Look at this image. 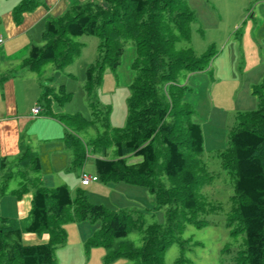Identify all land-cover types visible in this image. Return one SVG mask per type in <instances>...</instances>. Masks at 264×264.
<instances>
[{
  "label": "trees",
  "instance_id": "16d2710c",
  "mask_svg": "<svg viewBox=\"0 0 264 264\" xmlns=\"http://www.w3.org/2000/svg\"><path fill=\"white\" fill-rule=\"evenodd\" d=\"M43 4L45 0H21L13 9L14 18L20 21L23 13ZM194 20L186 0H85L46 20L43 43L31 46L23 65L39 75L48 61L63 68L81 51L76 36L97 35L100 53L96 64L87 69L89 88L100 83L105 66L116 70L125 42L133 41L126 125L111 126L107 115L98 112H94V119L81 113H60L58 118L69 128L62 138L73 148L75 165L84 164L91 147L98 154L94 157L97 180L147 188L158 207L166 206L165 220L143 228L142 218H136L132 211L91 203L82 189L72 197L66 184L46 186L39 175V154L26 146L16 161L18 169L3 173L0 195L17 174L20 180L12 193L21 197L34 190L31 209L24 218L0 215V264H57L55 249L67 240L63 225L85 220H100V228L86 247L102 245L107 260L124 256L139 264H165V253L179 240L185 224L204 223L196 219L203 207L198 193L200 172L204 170L199 156L204 148L203 131L200 123L189 117L192 110L182 97L187 87L178 84L181 71L203 70L209 61L193 48L177 45L190 39ZM254 87L262 96L259 106L237 113L230 146L222 154L224 166L232 167L235 173L233 215L228 220L238 222L245 231L244 248L234 259L237 264H264V79ZM59 91L46 85L42 98L50 100L49 95L54 94L62 102L70 97L64 85ZM50 106L46 103L45 109ZM97 120L102 122V131ZM89 125L97 133L86 142L78 132ZM112 146L116 157L109 158ZM131 155H139L141 160L129 163L127 157ZM29 171L36 175L30 176ZM135 228L143 231L140 246L129 238ZM25 232L48 233L49 240L24 243Z\"/></svg>",
  "mask_w": 264,
  "mask_h": 264
},
{
  "label": "rangeland",
  "instance_id": "374dc122",
  "mask_svg": "<svg viewBox=\"0 0 264 264\" xmlns=\"http://www.w3.org/2000/svg\"><path fill=\"white\" fill-rule=\"evenodd\" d=\"M186 1L195 20L191 25L190 39L180 40L177 45L191 47L198 56L209 58L203 70H183L178 78V84L187 87L182 97L192 110L189 117L200 123L203 131L204 148L199 156L204 170L200 172L201 184L198 186L203 207L196 219L204 223L185 224L179 240L166 251L165 264H237L234 259L244 248L245 231L238 222L229 223L228 220L233 215L235 173L232 167L224 166L222 154L230 146V135L238 121L237 113L256 109L262 97L254 91V86L264 79V0ZM75 40L81 43L79 55L60 69L50 61L45 62L40 76L46 85L54 87V92L59 93L60 85H64L70 97L59 102L54 94H50V100L42 99L43 104L50 103V107L61 113H81L89 119H94V112H98L107 115L111 126H125L133 79L130 67L135 55L133 41L128 39L125 42V51L116 70L105 66L100 83L89 88L87 69L99 58L100 39L97 35L83 34L76 36ZM261 94L264 96V91ZM96 124L102 131V122L97 120ZM68 130L66 126L65 131ZM96 133V129L89 125L79 131L78 136L88 142ZM87 150L84 164L75 165L73 148L64 143L65 156L59 155L56 170H52V164L46 160V155L50 160L51 153L41 155L42 170L47 175L44 184L48 187L66 184L72 197L82 189L91 203L132 211L136 218H142L143 228L154 222H164L166 206L158 207L154 195L145 187L124 181L104 183L99 180L80 185L78 177L82 171L96 173L94 157L98 154L91 151V147ZM107 157H116L113 146ZM140 160L139 155L127 157L129 163ZM17 169L16 164H10L3 173ZM29 173L30 176L36 175L32 171ZM19 180L17 174L9 179L6 195L18 186ZM63 226L67 240L55 249L57 264H139L136 259L124 256L107 260L102 245L86 247V242L100 228V220L69 222ZM25 234L36 239L26 240ZM24 235V243L49 240L48 233L25 232ZM129 238L140 246L143 231L132 229Z\"/></svg>",
  "mask_w": 264,
  "mask_h": 264
},
{
  "label": "crops",
  "instance_id": "0c3cea01",
  "mask_svg": "<svg viewBox=\"0 0 264 264\" xmlns=\"http://www.w3.org/2000/svg\"><path fill=\"white\" fill-rule=\"evenodd\" d=\"M20 1L0 0V38H2L0 43V185L3 170L10 164H16L26 146L36 148L34 150L39 154L41 163L39 173L43 183L47 182V175L42 170L41 155L51 153L50 160L47 159V155L46 160L52 164V170L58 167L57 161L61 157L59 155L65 156L63 151L65 141L62 137L66 132V125L58 118L61 112L52 107L45 109L42 96L46 83L41 80V75L24 66L23 60L28 56L31 46L42 41L43 24L45 25L49 17L58 16L71 4L85 0H73L74 2L45 0V4L23 13L21 20L17 21L14 18L13 9ZM38 103L42 106V110L34 116L32 109ZM3 160L6 163L5 166L2 165ZM90 174L96 175L95 172ZM80 178L81 174L78 177V183L83 186ZM74 183L76 182L73 181ZM13 189L15 188L10 189L9 195L6 193L0 195V215L27 217L34 190L31 189L21 197H17L12 193ZM101 190L102 188H99V191ZM24 237L26 240L36 239L35 236L28 234Z\"/></svg>",
  "mask_w": 264,
  "mask_h": 264
},
{
  "label": "built area",
  "instance_id": "2783aa9c",
  "mask_svg": "<svg viewBox=\"0 0 264 264\" xmlns=\"http://www.w3.org/2000/svg\"><path fill=\"white\" fill-rule=\"evenodd\" d=\"M2 42V38H0V43ZM42 110V106L38 103L36 104L33 109H32V113L34 116L38 115ZM97 180V175H93L87 172H83L81 174V178H80V182L82 184H88L91 181Z\"/></svg>",
  "mask_w": 264,
  "mask_h": 264
}]
</instances>
